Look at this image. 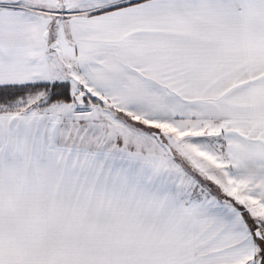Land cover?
Wrapping results in <instances>:
<instances>
[{
    "label": "snow or ice",
    "instance_id": "snow-or-ice-1",
    "mask_svg": "<svg viewBox=\"0 0 264 264\" xmlns=\"http://www.w3.org/2000/svg\"><path fill=\"white\" fill-rule=\"evenodd\" d=\"M0 264H264V0H0Z\"/></svg>",
    "mask_w": 264,
    "mask_h": 264
}]
</instances>
